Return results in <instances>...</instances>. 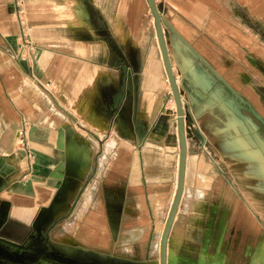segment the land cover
Masks as SVG:
<instances>
[{
	"label": "crops",
	"instance_id": "0c3cea01",
	"mask_svg": "<svg viewBox=\"0 0 264 264\" xmlns=\"http://www.w3.org/2000/svg\"><path fill=\"white\" fill-rule=\"evenodd\" d=\"M17 1L34 49L16 55L15 0H0V164L13 167L0 187V202L28 227L57 194L48 173L62 158L74 184L45 228L48 242L101 261L158 264L179 144L146 0ZM154 2L164 21L186 133L184 187L167 264H235L241 252L248 264L264 236L235 255V230H222L212 240L210 228L198 230L182 214L198 218L210 192L225 183L213 153L237 155L249 170L256 166L252 154L264 163V125L245 109L247 103L264 119V0ZM22 119L29 124V161L15 142ZM59 129L63 149L56 147ZM258 170L264 175V167ZM237 198L245 224L251 220ZM177 217L184 222L174 229Z\"/></svg>",
	"mask_w": 264,
	"mask_h": 264
},
{
	"label": "rangeland",
	"instance_id": "374dc122",
	"mask_svg": "<svg viewBox=\"0 0 264 264\" xmlns=\"http://www.w3.org/2000/svg\"><path fill=\"white\" fill-rule=\"evenodd\" d=\"M144 8L145 18H150L151 15L147 6H144ZM212 158L217 160L221 171H223L224 179H226L225 183H221L216 192L219 198L215 200L214 195L216 193L211 191L209 198L207 197L205 203L202 204L205 209L202 210L201 216L189 218L188 215H184V212L182 216H187L188 223L197 226L198 230L210 228L209 233L212 240L217 235L222 234V230H235L234 246L236 248L235 255H237V251L246 248L249 243L253 242V239L257 240L260 236H264V175L262 171L258 170L259 166L264 167V163L259 162V155L252 154V159L256 160H252V163H256V166L251 165L249 170L247 162L243 163L242 158L237 155L213 153ZM227 183H230V187ZM238 196L241 197V201H244L245 210L251 220L245 224L240 222L242 213L238 209ZM214 200V205H211ZM234 206V218H231ZM181 221L184 222L179 217L176 218L174 229L182 225L180 224ZM58 227L59 224L54 222L52 228L57 230ZM253 230H256V232H253ZM65 252L71 254L74 251L70 249L65 250ZM247 257L248 254H245L244 259H242L241 252V257H236L238 259L235 264H246ZM150 260H153L152 254H150ZM248 264H264V239L257 242Z\"/></svg>",
	"mask_w": 264,
	"mask_h": 264
},
{
	"label": "water",
	"instance_id": "95a60500",
	"mask_svg": "<svg viewBox=\"0 0 264 264\" xmlns=\"http://www.w3.org/2000/svg\"><path fill=\"white\" fill-rule=\"evenodd\" d=\"M148 7L150 9V12L153 16V22L155 27V33L156 38L158 42V46L160 49L162 61L165 67L167 80L170 85L171 95L175 104V121H176V129H177V136H178V144H179V156H178V170H177V180H176V188L174 191V194L172 196V200L166 215V218L164 220V224L162 227V231L159 237V243H158V264H167V242L169 233L171 230V226L174 220V216L182 195L183 187H184V174H185V162H186V133H185V114H184V107L183 102L181 99L180 92L178 90L176 80L174 78L172 68L170 65L167 47L164 39V33L162 28V23L164 22L162 19V16L160 12L157 9V6L154 2V0H146ZM200 57V56H199ZM202 61L212 70V72L227 86V88L231 91V93L236 97V100L242 105L243 99L238 96V93L222 78L221 75H219L203 58L200 57ZM245 109L251 112L254 117L259 120L264 125V119L260 116L258 112L255 111L254 108L249 106V104L246 103ZM62 129H59V138L56 142V147L58 149H63V141H62ZM1 162V161H0ZM13 170V167L6 163V165L1 167L0 164V187L4 183V177L8 176ZM48 177L51 179H55V183L57 184V194L54 198V200L46 207H43L39 212H47V218L44 219L39 227L41 230H45L47 225L52 221L54 215L58 212L61 206H64L66 204V198L67 194L72 190V181L75 177L71 171L66 169L64 167V161L62 158L58 159V162L55 164V166L49 171ZM3 202H0V205ZM0 221V225H1ZM13 244V242H9V244ZM18 244L12 245L13 247ZM11 248V251L14 252V248ZM49 249H51L54 252H57L61 255H68L69 253H66L65 251L58 250L57 248H54L52 245L49 246ZM25 252L29 251L28 249L24 250ZM80 254L78 252H73L69 254L74 260L76 261H82L79 264H86L85 260H92L91 264H104L105 261H101L99 258H95V256L90 255L89 253ZM60 255V256H61ZM87 256V257H85ZM61 258V257H60ZM104 260V259H103ZM114 262L122 263L119 260L112 259ZM104 262V263H102Z\"/></svg>",
	"mask_w": 264,
	"mask_h": 264
},
{
	"label": "flooded vegetation",
	"instance_id": "af4514ba",
	"mask_svg": "<svg viewBox=\"0 0 264 264\" xmlns=\"http://www.w3.org/2000/svg\"><path fill=\"white\" fill-rule=\"evenodd\" d=\"M8 212L9 206L2 203L0 205V221H2L0 264H79L82 262L74 260L69 254L63 256L49 249L51 244L46 239V232L39 227L40 223L47 218V212H39L28 227L22 220L11 217ZM14 244L18 245L13 247ZM12 247L14 252L11 251ZM25 249L29 251L25 252ZM103 261L106 262H102L104 264H123L112 260ZM84 262L91 264L92 260L88 259Z\"/></svg>",
	"mask_w": 264,
	"mask_h": 264
},
{
	"label": "built area",
	"instance_id": "2783aa9c",
	"mask_svg": "<svg viewBox=\"0 0 264 264\" xmlns=\"http://www.w3.org/2000/svg\"><path fill=\"white\" fill-rule=\"evenodd\" d=\"M16 10H15V17L20 25V31L17 37L18 47L16 50V55L18 57L28 56L34 49V44L31 42L28 33L24 28V21L22 18V12L19 9L18 1L15 0ZM28 134H29V124L25 120L22 119L21 125L16 131V145L18 149H22L26 152V158L29 159L32 157V152L28 146Z\"/></svg>",
	"mask_w": 264,
	"mask_h": 264
}]
</instances>
